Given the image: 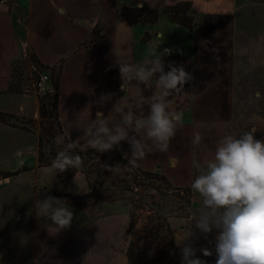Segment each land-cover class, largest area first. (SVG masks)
Listing matches in <instances>:
<instances>
[{
  "label": "crops",
  "instance_id": "crops-1",
  "mask_svg": "<svg viewBox=\"0 0 264 264\" xmlns=\"http://www.w3.org/2000/svg\"><path fill=\"white\" fill-rule=\"evenodd\" d=\"M105 2L102 12L97 13L95 8L97 0H18L21 15L14 11L10 12L8 7L0 2V117L32 131L27 132L0 124V134L3 135L0 139V175L6 178H0L3 179L0 181V264H126L128 262L126 254L122 251L123 240L128 234V218L124 208L108 203L87 207L64 203L73 210L74 218L69 228L59 232L48 219L36 215L34 203L37 199H44L47 191V195L54 197L56 194L55 198H57L59 195H66L70 190L63 187L61 190L57 184L52 183L44 187L46 183L38 184L37 178L31 177L37 176V170L43 168L38 167L37 163V135L34 129L26 124L28 119L36 120L38 108L36 102L27 95L17 91L11 92L8 88L13 62L27 58L30 63L28 71L30 65L40 66L50 75L51 87V78H58L56 115L66 141L71 142L78 138L87 140L84 129L96 119L97 112H103L105 117L108 116L110 126L113 122L122 123L113 107L119 102L118 107L126 110L130 104L135 103L136 81L125 80L123 92L118 90L121 86L116 90L102 88L101 79L109 69L116 70L120 76L118 63L124 62L121 59L111 58L99 71L78 72L85 67V70L88 69L89 57L111 36L118 39L122 44L121 47L124 45L132 48V58L130 61L127 59V63L138 64L137 58L140 55L145 57V47L137 42L138 36H135L134 26L131 27L119 19L115 21L114 13ZM39 5L40 8L47 6L52 18L45 19L42 25L37 27L33 13ZM93 7L95 12L89 15V10ZM206 19L209 21L210 16ZM207 23H205V31L208 35H213L206 27ZM86 28L93 31L92 36L96 33L100 34L99 41L92 48L86 46L89 40L83 37ZM28 50L33 54V61L28 56ZM192 64L189 62L184 65L189 73ZM74 71L77 73L75 74ZM165 71H168L167 67ZM140 87L143 88L146 98L153 95L152 88L147 84ZM102 93L113 94L112 99L103 107L96 103ZM174 97L175 95L168 98L171 109L175 104ZM19 98H23L20 103H18ZM147 112L148 107L145 104L140 114L147 115ZM197 115L193 124L187 118H183V124L177 129L167 153L160 157L158 152L157 159H143L132 166L144 172L160 174L173 187L186 189L191 186L195 173L203 170L206 158L211 156L217 142L229 132L227 120H224L225 117L220 118V115H226V111L220 110L217 119H212L214 122H209L208 113L204 116V112L199 110ZM205 128L217 131L212 139L205 137V133L208 132H205ZM194 132L202 134L200 144L192 143ZM76 149L92 148L89 144H77ZM116 149L119 156L127 162L125 154L130 156V145L121 142ZM18 150L24 151L23 157L18 158L15 155ZM32 151L36 157L35 168L26 166L23 160ZM15 158L17 164L12 166ZM172 158L178 163L173 165ZM21 159L23 163L20 162ZM80 174L85 180V176ZM58 175L57 183H65L58 178ZM40 191L43 192L39 193ZM87 192L85 180L84 191L80 194H72L83 196ZM192 192L198 194L194 190ZM183 237L186 239V234ZM197 257L216 262V257L213 256Z\"/></svg>",
  "mask_w": 264,
  "mask_h": 264
},
{
  "label": "rangeland",
  "instance_id": "rangeland-1",
  "mask_svg": "<svg viewBox=\"0 0 264 264\" xmlns=\"http://www.w3.org/2000/svg\"><path fill=\"white\" fill-rule=\"evenodd\" d=\"M1 1L10 12L14 11L21 15L18 0ZM182 1L191 3V13L194 19L190 29L172 23L161 14L165 6ZM206 1L164 0L163 2L161 0L156 8L144 4L148 8L158 10L159 19L153 25H133L135 36H138L137 42L145 47V57L140 55L137 61L142 63L146 58L151 59V54L156 50L162 52L165 48L172 49V54L164 57V63L167 65L169 62H175L177 65H186L192 62L190 73L194 76V80L185 85L186 94L175 95V104L173 103L171 110L182 111L183 118H187L192 124L199 110L204 112V116L209 114V122L217 119L220 110H224L226 115H220V118L225 117L224 120H227L228 134L238 136L244 131L255 128V136H262L264 140V0ZM103 2L111 8L115 21H118L116 11L122 7H137L141 0H97L95 5L97 13L102 12ZM40 6L33 13L37 27L38 25L40 27L45 19L52 18L47 11V6L42 8ZM95 8L89 10V15L95 12ZM208 16H210L209 21L206 19ZM206 22H208L207 29L213 35L206 33ZM92 32L87 28L83 31V37L89 40L86 46H91L93 42L100 39L99 33L92 36ZM121 46L118 39L111 36L103 46L97 49L98 51L96 50L97 52L95 51L96 53L91 54L88 69L85 70V67L78 72L99 71L109 63L111 58L121 59L127 63V59L130 61L132 58L133 50L131 47ZM28 56L31 61L34 60L30 50H28ZM29 64L27 58L13 62L8 88L11 87L14 92L25 94L36 102L38 117L32 121L28 119L26 124L34 129L37 136L46 137L47 134L56 133L58 126L52 101L55 92L48 93L45 97H40L36 93L33 87L34 77L28 71ZM74 73L77 72L74 71ZM51 79V83H54L57 78ZM147 85L154 93L155 80H151ZM118 90L121 91V89ZM21 101L23 98L18 99V103ZM205 132V137L212 139L217 131L205 128ZM1 138L3 135L0 136ZM78 144L87 145L88 143L87 140L79 139ZM46 146L43 153L51 151L53 155H56L58 151L63 150L51 143L46 145L44 141V147ZM73 151L81 155L82 167L68 169L59 175L55 170L46 171L47 167H43L37 170V176L31 177L37 178L38 184L46 183L44 187L52 183L57 184L61 190L62 187L70 190L66 194H80L85 189V180L78 172L90 173L93 177L88 181L90 184L88 192L91 196H86L88 192L79 196L81 197L80 202L84 207L108 203L124 208L128 218V234L123 240L122 251L127 258L131 255L134 259L133 263L127 262L126 264H170L182 261L180 249L185 240L183 236L186 234L187 239L192 230L193 235L186 243L191 241L194 243L197 250L196 256H203L200 249L207 248L213 253L212 256L216 257L215 237L218 231L214 229L205 238L199 230L194 228L192 217L193 213L198 212L201 207V198L198 194H193L191 186L187 187V190L173 187L164 178L167 185L171 187L170 189L162 181L151 177L148 179L144 176L138 177L140 173L137 171L134 176V170L130 164L126 169L109 171L104 165L108 167H114L116 164H120L121 167L127 165V162L119 156L117 149L101 153V156L76 148ZM36 153L38 156V151ZM159 154L161 157L164 153ZM10 158L14 157L10 156ZM16 158L12 161V166L17 164ZM157 158L158 152L148 154L145 159ZM23 160L26 166L35 168L36 157L33 151ZM73 171L77 172L71 177L70 174ZM198 173H195V176ZM57 175L65 183L58 182V184ZM0 178L6 179L4 175H0ZM175 191H180V195L184 191L189 192L187 196L189 205L185 212L178 211V208L182 206V201L179 203V200L174 198ZM41 192L43 191L39 193ZM186 214L188 217H184ZM171 239L175 245V254ZM130 247L133 250L131 253L129 252ZM201 260L205 261V264H216L212 259Z\"/></svg>",
  "mask_w": 264,
  "mask_h": 264
},
{
  "label": "clouds",
  "instance_id": "clouds-1",
  "mask_svg": "<svg viewBox=\"0 0 264 264\" xmlns=\"http://www.w3.org/2000/svg\"><path fill=\"white\" fill-rule=\"evenodd\" d=\"M160 3L161 0H141L137 7L148 4L156 8ZM171 54L172 49L165 48L162 52L154 51L151 59L146 58L142 63H118L121 91L124 92L125 80L136 81L135 103L126 110L118 107L119 102L114 105L122 123L113 122L109 126L108 116L97 112L96 119L84 129L87 143L99 153L116 149L121 142L130 145V156L125 154L127 165H104L109 171L126 169L129 164L135 166L150 153L169 151L177 129L183 124V112L170 110L168 98L186 94L185 85L194 80L184 65L175 62L165 65L164 57ZM153 79L156 90L146 98L140 85ZM112 95L102 93L96 103L103 107ZM145 104L148 112L142 115ZM255 133L253 128L238 137L223 136L191 184L201 198V207L192 217L194 228L205 238L214 229L218 231L215 237L216 264H264V140L257 139ZM202 138L200 132H194L192 143L200 144ZM79 139L68 142L62 134L56 136L54 143L63 145V150L57 152L46 171L55 170L57 174L82 167L81 155L73 151ZM15 155L23 157L24 151L18 150ZM172 163L175 165L178 161L172 158ZM34 206L36 215L48 219L58 232L71 226L73 210L64 204V200L45 194V198L37 199ZM192 235L193 230L182 243V264H205L196 256L197 250L186 243ZM200 251L205 257L213 254L207 248Z\"/></svg>",
  "mask_w": 264,
  "mask_h": 264
},
{
  "label": "trees",
  "instance_id": "trees-1",
  "mask_svg": "<svg viewBox=\"0 0 264 264\" xmlns=\"http://www.w3.org/2000/svg\"><path fill=\"white\" fill-rule=\"evenodd\" d=\"M161 12H162L161 14L166 16L172 23H175V24L182 26L184 28H187V29H190L192 27L194 18H193V15L191 13V3L190 2L182 1V2H177V3L171 4V5L165 6ZM116 16H117V19H119L120 21H122V22H124L130 26H133V25H153V24L157 23V21L159 19V12L156 9H151V8L146 7V6H143L141 8H138V7H122L120 10H118L116 12ZM95 44H96V41L93 42V44L91 46H88V47L92 48ZM57 81H58V78L56 80H54V83H51L53 91L55 92L52 101H53V110L55 112L56 121H57V115H56ZM51 82H52V80H51ZM120 86H121V78H120V76L116 70L109 69L102 75V79H101V87L102 88L107 89V90H116ZM9 91L14 92V90H12L11 87H9ZM0 124L9 125V126H12L14 128H19V129H22V130L27 131V132H32L30 129H28L24 126H20L18 124L17 125L12 124V123H10L9 120L3 119L1 117H0ZM57 125L58 126L56 129V133L47 134L46 137L41 136V135L37 136L36 146H37V151H38V156H37L38 167L50 166L52 160L56 156V155H53V153L51 151H49L48 153H43V150L45 148H47V146L44 147V141L46 142V145L51 143L52 145L63 149V145H57L56 143H54V138L56 136L61 135V134L63 135L58 122H57ZM63 137H64V135H63ZM256 138L262 139V136H256ZM87 152H92L94 155L101 156V153H99L93 149H89V150H87ZM131 167L134 170V176H135V171H137L140 173L138 175V177L144 176L145 179H148L149 177H151L152 179L164 182L166 185L168 184L166 182V180L164 179V177H162L156 173L144 172V171L138 170L137 168H135L133 166H131ZM76 172L77 171H73V173H71L70 176L72 177V174H74ZM80 173H82L85 176L87 187L89 188L90 184L88 183V181L90 179H92L93 177L90 176V173L87 174L86 172H82V171ZM169 188L171 189V187H169ZM172 190H175V188H172ZM176 190H179V189H176ZM175 192H176L175 193L176 195L174 196V198L178 199L179 203H180V201H182V206L178 208V211L183 210L185 212V210L188 208V205H189L188 204L189 199L187 197L189 192L188 191H184V193L182 192L181 193L182 196L179 194L180 191H175ZM86 196L87 197L91 196V193L88 192ZM57 198L64 200L65 204L74 205L77 207H84V205L81 204V202H80L81 197H79V196H73V195L66 194V195H61L60 197H57ZM184 217H188V214H186ZM173 244L174 243L171 239V245L173 246L174 254H175V245H173ZM190 244L195 248L194 243L192 241L190 242ZM129 252L130 253L133 252L131 247L129 249ZM133 261H134V259L131 257V255H129L128 256V262L133 263ZM170 264H182V261H179L177 263L172 262Z\"/></svg>",
  "mask_w": 264,
  "mask_h": 264
},
{
  "label": "built area",
  "instance_id": "built-area-1",
  "mask_svg": "<svg viewBox=\"0 0 264 264\" xmlns=\"http://www.w3.org/2000/svg\"><path fill=\"white\" fill-rule=\"evenodd\" d=\"M29 72L34 77V89L40 97H45L48 93L52 92L50 86V75L41 69L40 66L30 65Z\"/></svg>",
  "mask_w": 264,
  "mask_h": 264
}]
</instances>
